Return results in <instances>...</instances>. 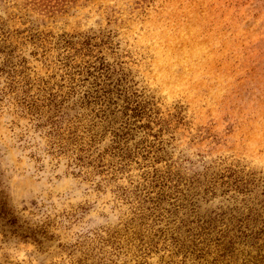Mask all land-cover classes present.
I'll return each mask as SVG.
<instances>
[{"label":"rangeland","instance_id":"1","mask_svg":"<svg viewBox=\"0 0 264 264\" xmlns=\"http://www.w3.org/2000/svg\"><path fill=\"white\" fill-rule=\"evenodd\" d=\"M0 195V264H264V0H0Z\"/></svg>","mask_w":264,"mask_h":264},{"label":"trees","instance_id":"2","mask_svg":"<svg viewBox=\"0 0 264 264\" xmlns=\"http://www.w3.org/2000/svg\"><path fill=\"white\" fill-rule=\"evenodd\" d=\"M4 202H5L4 197L0 195V207H2V209L5 207V203Z\"/></svg>","mask_w":264,"mask_h":264}]
</instances>
